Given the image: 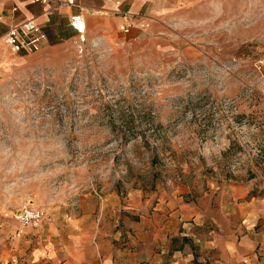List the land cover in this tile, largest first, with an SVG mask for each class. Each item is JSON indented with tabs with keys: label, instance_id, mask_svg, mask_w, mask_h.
Here are the masks:
<instances>
[{
	"label": "rangeland",
	"instance_id": "obj_1",
	"mask_svg": "<svg viewBox=\"0 0 264 264\" xmlns=\"http://www.w3.org/2000/svg\"><path fill=\"white\" fill-rule=\"evenodd\" d=\"M142 19L109 38L9 50L0 68V254L27 201L45 215L74 209L78 195L148 196L176 183L186 201L210 196L220 218L223 206L264 198V161L251 159L264 154V0H169ZM128 118L148 147L111 126ZM227 167L253 174L226 178Z\"/></svg>",
	"mask_w": 264,
	"mask_h": 264
},
{
	"label": "crops",
	"instance_id": "obj_2",
	"mask_svg": "<svg viewBox=\"0 0 264 264\" xmlns=\"http://www.w3.org/2000/svg\"><path fill=\"white\" fill-rule=\"evenodd\" d=\"M72 1L0 0V68L14 51L4 41L11 24L31 19L44 33L40 45L109 38L119 11L161 13L169 0ZM74 13L83 17L80 34L69 23ZM185 191L170 183L148 196L138 189L78 195L74 209H49L38 226L15 231L0 264H264V198L223 206L216 218L210 196L186 201Z\"/></svg>",
	"mask_w": 264,
	"mask_h": 264
},
{
	"label": "built area",
	"instance_id": "obj_3",
	"mask_svg": "<svg viewBox=\"0 0 264 264\" xmlns=\"http://www.w3.org/2000/svg\"><path fill=\"white\" fill-rule=\"evenodd\" d=\"M38 2H47L50 0H32ZM68 3H72V0H66ZM122 21L118 25V29L126 33L135 24H147L144 21L143 16L140 14H130L126 11H119ZM69 23L73 29H75L79 34L83 31L84 23L83 17L80 13H74L70 16ZM80 36V35H79ZM44 33L40 27L33 22L31 19H24L18 23L11 24L7 27L4 32V41L7 45L11 47L14 51L24 50L32 51L38 48ZM44 216L43 211L32 205L27 201L23 203L19 208H17L13 213L12 217L17 222L15 231L17 233L25 227H36L40 224Z\"/></svg>",
	"mask_w": 264,
	"mask_h": 264
},
{
	"label": "trees",
	"instance_id": "obj_4",
	"mask_svg": "<svg viewBox=\"0 0 264 264\" xmlns=\"http://www.w3.org/2000/svg\"><path fill=\"white\" fill-rule=\"evenodd\" d=\"M153 121L150 119L149 121H148V123L147 124H145L146 125V127L147 126H149V127H147V135H150L153 131V129H154V126H153ZM111 126L113 127V128H115L114 130H118V131H121V134H122V138H123V141L124 140H127V139H129V138H133L134 136H136V135H139L141 138H142V141H143V143L148 147V145L150 144V141H148V139H147V137H146V135H145V133H144V131L143 130H138L137 128H138V126H139V122H135V121H133L132 119H123V121L122 122H120V123H118V125H114V124H111ZM117 128V129H116ZM117 131V132H118ZM232 144L233 143H229L228 145H227V147L225 148V150H224V155H228L229 153H230V151L232 150L233 151V147H232ZM156 153H152L151 155H150V163L152 164V163H154L155 161H156ZM251 159L253 160L252 161V163H254V164H258V163H260V162H263L264 161V154H256L255 156H251ZM245 172H246V175L244 176V177H239L238 176V174H235V173H233L232 171H230L229 169H228V167H227V169L225 170V172H224V177H226V178H230V179H234V180H237V179H248V178H250L251 176H252V174H253V172L251 171V169H250V167H247L246 168V170H245ZM249 195H251L250 194V192H249Z\"/></svg>",
	"mask_w": 264,
	"mask_h": 264
},
{
	"label": "bare ground",
	"instance_id": "obj_5",
	"mask_svg": "<svg viewBox=\"0 0 264 264\" xmlns=\"http://www.w3.org/2000/svg\"><path fill=\"white\" fill-rule=\"evenodd\" d=\"M80 38L82 39V36Z\"/></svg>",
	"mask_w": 264,
	"mask_h": 264
}]
</instances>
